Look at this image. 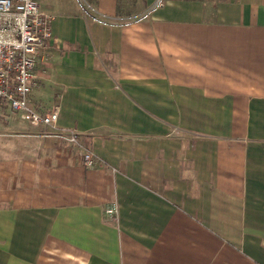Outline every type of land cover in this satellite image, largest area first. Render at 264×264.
Listing matches in <instances>:
<instances>
[{
  "label": "crops",
  "instance_id": "0c3cea01",
  "mask_svg": "<svg viewBox=\"0 0 264 264\" xmlns=\"http://www.w3.org/2000/svg\"><path fill=\"white\" fill-rule=\"evenodd\" d=\"M37 2L29 104L79 145L0 112V264H264V0Z\"/></svg>",
  "mask_w": 264,
  "mask_h": 264
},
{
  "label": "built area",
  "instance_id": "2783aa9c",
  "mask_svg": "<svg viewBox=\"0 0 264 264\" xmlns=\"http://www.w3.org/2000/svg\"><path fill=\"white\" fill-rule=\"evenodd\" d=\"M162 1L155 0L142 13L121 20L101 15L86 0H76L91 20L112 27H125L144 20ZM52 22L53 16L44 12L37 0H0V112L4 109L16 112L26 123L48 128L51 136L78 146L72 130L57 126L55 110L41 114L29 104V95L36 86V67L45 61L46 50L53 40ZM82 161L86 168H93L97 158L85 151ZM113 212L108 210V213Z\"/></svg>",
  "mask_w": 264,
  "mask_h": 264
},
{
  "label": "rangeland",
  "instance_id": "374dc122",
  "mask_svg": "<svg viewBox=\"0 0 264 264\" xmlns=\"http://www.w3.org/2000/svg\"><path fill=\"white\" fill-rule=\"evenodd\" d=\"M12 113H14V114H17L16 116H15V118H17L20 122H22V123H26L25 121H22L20 118H19V116L20 115H18V113H16V112H13V111H11ZM6 113V112H5ZM13 116V115H12ZM4 124V125H7V126H10V125H13V124H15V122H14V120L13 119H9V120H4L3 118H0V124Z\"/></svg>",
  "mask_w": 264,
  "mask_h": 264
}]
</instances>
